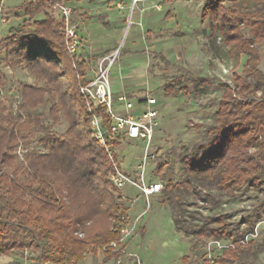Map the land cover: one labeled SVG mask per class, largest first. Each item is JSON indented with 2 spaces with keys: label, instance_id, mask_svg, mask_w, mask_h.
Here are the masks:
<instances>
[{
  "label": "trees",
  "instance_id": "obj_1",
  "mask_svg": "<svg viewBox=\"0 0 264 264\" xmlns=\"http://www.w3.org/2000/svg\"><path fill=\"white\" fill-rule=\"evenodd\" d=\"M65 1L69 0L20 2L16 10L23 21L0 40L6 64L23 65L33 79L32 84L19 83L16 108L0 96V256L29 250L30 264L82 262L88 252L119 239L113 227L124 213L121 195L109 180L113 162L91 136L78 88L85 62L76 61L65 47L64 19L48 12ZM41 13L43 17L36 18ZM201 16L209 21L216 56L224 55L233 66L243 55L246 60L244 75L233 73L232 84H221V98L205 132L183 145L179 153L183 176L168 178L161 190L176 229L192 239L190 251L204 246L207 238L239 239L246 230L218 216L190 233L180 219L186 205L216 204V194H233L246 184L259 189L264 175V72L258 66L256 46L264 45V0H208ZM217 38L225 46L224 54L215 44ZM186 76L197 98L214 83L207 75L187 72ZM188 78L174 76L161 88L166 95H176L187 89L182 82ZM46 104V113L37 111ZM45 118L50 123L45 124ZM62 119L66 129L57 134L52 126ZM34 132L40 133L39 148L18 154V144L30 140ZM118 144L115 141L113 148ZM162 166L159 163L158 170ZM262 245L252 239L224 248L202 264H247L257 259ZM118 255L108 250L103 261ZM189 260L184 255L181 263Z\"/></svg>",
  "mask_w": 264,
  "mask_h": 264
},
{
  "label": "rangeland",
  "instance_id": "obj_2",
  "mask_svg": "<svg viewBox=\"0 0 264 264\" xmlns=\"http://www.w3.org/2000/svg\"><path fill=\"white\" fill-rule=\"evenodd\" d=\"M22 1L24 0H0V40L11 27L23 21L24 17L21 12L16 10V6ZM207 1L69 0L63 2L73 10V13L80 17L84 15L92 16L93 26L96 30L97 28L106 29V8H116L118 7L117 4H120L118 8L126 6L127 22L123 25L121 22V27L118 28L120 26L119 23L113 21L112 24L114 26L106 29L108 31L106 35L111 37L103 42L111 41L114 38L115 47L113 49L118 47L120 50L115 63L119 62L128 48L138 49L139 51L146 48L147 50L146 54L143 55L148 61L147 75L150 79L137 83L136 89L147 87L148 91L137 90L135 99H138L137 96H143L144 94H151L157 99L159 108L158 125L153 140L154 145L151 148V151H154L156 156L147 160L146 171L149 180L159 179L162 184L168 178L178 180L183 176L179 153L183 151L184 146H187L190 141L198 139L205 132L220 101L221 84H232L233 73L244 75L242 65L246 60V56L243 55L240 63L237 66H233L231 61L224 55L218 57L212 50V41L209 37L212 31L209 27V21L201 16V9ZM136 11L142 15V19L137 24L133 21ZM48 12L55 18H61L60 10L56 5L48 8ZM150 12H158L161 17L158 25L163 28H169L166 38L159 39L157 35H153V39L156 42L154 45L150 44V40L146 37V27L143 25L145 16ZM42 17L43 13L36 18ZM138 28L137 32L136 29ZM182 29L185 32V37L181 36L183 33L180 30ZM192 32L195 33L194 36L188 35V33L191 34ZM132 39L135 45H131L130 40ZM140 42L142 43L140 44ZM215 44L220 46L222 54H224L226 49L223 42L217 38ZM256 46L260 56L258 66L264 72V45L257 44ZM187 48L190 51L186 53L185 50ZM4 55L5 49L0 44V74H3V77H0V96L5 102H10L16 108L19 100V83L32 84L33 79L23 65L14 67L7 65ZM92 59H94L93 56ZM114 68L115 65L109 75ZM88 70L89 68L85 70L87 75L89 74ZM187 72L195 75L210 76L214 79V83L208 92L197 98L192 91L194 84L186 76ZM180 74H184V78H188L182 82L186 84L187 89L179 91L176 95H166L161 85ZM48 106L49 104H46L37 111L46 113ZM44 123H50L49 118H45ZM191 123H202L203 126L196 128ZM65 129L66 122L63 119L52 126V130L57 134L63 133ZM39 136V132H34L30 140L25 143H19L16 147L17 153L21 155L28 150L38 149ZM143 152L144 146L141 141L122 138L115 148L116 162L124 171L135 176L138 172V165L141 163ZM159 163H163L161 170H158ZM262 182V187L259 189L252 188L246 184L233 194H216L219 199L216 204H205L197 201L194 204L186 205V212L180 217L183 229L191 233V231L198 229L206 221L218 216H224L227 222H232L240 230L251 232L254 228H257L259 233L254 240L261 244L264 243V175L262 176ZM165 206L169 211L168 206ZM174 228H176L175 225ZM152 231L153 227L149 232ZM179 232L182 239L189 241L191 244L189 235L183 231ZM209 239L207 238L206 241ZM261 249L257 259L247 264H264L263 245ZM187 253L190 256L188 264H202L208 257L205 246ZM101 255L98 250L95 253L88 252L83 261L87 264H95L100 261ZM31 258L32 254L29 250H26L24 254H21L18 250H13L10 255L0 256V264H14L15 262L30 264ZM179 259L178 257L176 264H182ZM83 261L82 264H84ZM171 264L173 263L171 262Z\"/></svg>",
  "mask_w": 264,
  "mask_h": 264
},
{
  "label": "built area",
  "instance_id": "obj_3",
  "mask_svg": "<svg viewBox=\"0 0 264 264\" xmlns=\"http://www.w3.org/2000/svg\"><path fill=\"white\" fill-rule=\"evenodd\" d=\"M56 6L64 19L62 32L67 51L76 61H85L82 59L83 51L89 46L78 33V24L72 19L71 8L65 3ZM119 52V48L116 47L102 55L95 65L94 75L91 78L79 76L78 88L85 99L91 136L104 146L113 162V170L109 175L111 184L120 195L123 188L131 184L138 188L148 200L151 195L159 193L163 187L162 182L149 180L146 171L147 160L156 156L151 148L154 145L153 140L158 125L159 108L156 97L151 94H144L135 99L125 92L118 94L112 92L109 72ZM122 138L141 141L144 146L143 157L135 176L124 171L116 162L113 145L115 141H121ZM138 220L139 217L131 219L125 213L119 216L113 227L119 233V239L102 245L98 250L102 256L108 250L118 252L119 255L107 261H103L102 258L101 264H143L138 253L126 248V240L136 231ZM258 233L257 228H254L239 239L210 238L204 245L208 254L207 260H212L216 253L224 248L245 245L248 241L255 239ZM35 264H82V262L43 260Z\"/></svg>",
  "mask_w": 264,
  "mask_h": 264
},
{
  "label": "crops",
  "instance_id": "obj_4",
  "mask_svg": "<svg viewBox=\"0 0 264 264\" xmlns=\"http://www.w3.org/2000/svg\"><path fill=\"white\" fill-rule=\"evenodd\" d=\"M117 5L120 7V4ZM118 7L106 8V29L114 26L112 24L113 21L119 23L120 26L118 28L121 27V22L122 25L127 22L128 15L126 6L124 5L122 8ZM72 19L78 24L77 30L78 33L81 34H79L80 37L89 46L84 49L82 55V59L85 60L84 77L88 79L94 75V68L98 59L102 55L113 50L115 47V40L113 38L111 41L103 42L111 36L106 35L108 32L106 29L97 28L96 30L93 26L92 16L90 15L80 17L72 12ZM141 19L142 15L136 11L133 21L137 24ZM144 19L145 22L143 25L146 27L145 33L146 37L150 40V44H156L153 39L156 35L159 39L168 36L167 31L169 28H163L158 25L159 19H161L158 12H150ZM138 30L139 28L136 29L137 32ZM180 32L183 33L181 36L185 37L184 30L182 29ZM188 35L194 36L195 33H188ZM130 43L131 45H135L133 39L130 40ZM141 43L142 42H140V44ZM144 50L139 51L138 49L128 48L119 62L113 64L115 68L113 72L110 73V85L114 94L125 92L129 96L135 98L137 90L148 91L147 87H139L136 89L137 83H142L143 80L147 81V79H150L147 75L148 61L143 55L146 54L147 50L146 48ZM188 51L190 50L187 48L185 52L187 53ZM92 56L94 59H92ZM113 66L111 69H113ZM87 68H89L88 75L87 72L85 73ZM111 69L110 72L112 71ZM140 97L142 96H137V98ZM151 180L161 182L159 179ZM121 193L124 213L131 219L139 217L136 231L126 240V248L138 253L143 264H171V262L176 264L178 257L181 261L182 256L188 255L187 252L190 251L192 239L189 236L191 239L190 244L189 241L182 239L181 233L174 228V222L170 211L166 208V204L162 202L161 191L151 195L149 199L146 200L138 188L131 184H127ZM152 227L153 231L149 232ZM102 258L103 256L101 255V259ZM83 262L87 264L85 261Z\"/></svg>",
  "mask_w": 264,
  "mask_h": 264
}]
</instances>
